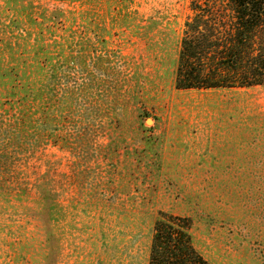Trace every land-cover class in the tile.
<instances>
[{"label":"rangeland","instance_id":"1","mask_svg":"<svg viewBox=\"0 0 264 264\" xmlns=\"http://www.w3.org/2000/svg\"><path fill=\"white\" fill-rule=\"evenodd\" d=\"M189 5L0 0V264H264V86L175 88Z\"/></svg>","mask_w":264,"mask_h":264},{"label":"trees","instance_id":"2","mask_svg":"<svg viewBox=\"0 0 264 264\" xmlns=\"http://www.w3.org/2000/svg\"><path fill=\"white\" fill-rule=\"evenodd\" d=\"M174 86L217 90L264 86V0H190ZM148 264H210L195 248L186 218L160 216Z\"/></svg>","mask_w":264,"mask_h":264}]
</instances>
